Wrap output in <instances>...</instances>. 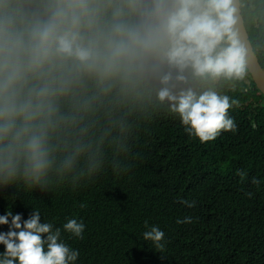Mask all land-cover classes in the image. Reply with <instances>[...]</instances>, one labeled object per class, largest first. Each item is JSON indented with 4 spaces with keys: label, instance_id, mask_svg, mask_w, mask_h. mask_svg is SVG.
I'll return each mask as SVG.
<instances>
[{
    "label": "clouds",
    "instance_id": "1",
    "mask_svg": "<svg viewBox=\"0 0 264 264\" xmlns=\"http://www.w3.org/2000/svg\"><path fill=\"white\" fill-rule=\"evenodd\" d=\"M237 12V0H0V187L43 189L50 174L72 176L81 157L91 160L83 114L114 91L155 92L201 143L235 130L228 110L239 100L194 82L245 79ZM0 225H9L0 264H73L79 256L39 211L24 221L8 212ZM63 227L83 238L77 219ZM143 238L164 247L157 226Z\"/></svg>",
    "mask_w": 264,
    "mask_h": 264
},
{
    "label": "trees",
    "instance_id": "2",
    "mask_svg": "<svg viewBox=\"0 0 264 264\" xmlns=\"http://www.w3.org/2000/svg\"><path fill=\"white\" fill-rule=\"evenodd\" d=\"M239 3L264 69V0ZM194 86L239 100L228 110L235 130L201 143L155 92L114 91L83 114L91 160L81 157L72 176L50 174L43 189L0 187V216L24 221L39 211L41 222L60 229V241L79 252L73 264H264V96L248 72L243 81ZM117 164L126 167L116 171ZM93 165L91 178L73 183ZM185 217L191 223L177 222ZM73 218L85 226L82 239L64 230ZM152 226L163 231V248L144 240ZM8 229L0 225V232Z\"/></svg>",
    "mask_w": 264,
    "mask_h": 264
},
{
    "label": "water",
    "instance_id": "3",
    "mask_svg": "<svg viewBox=\"0 0 264 264\" xmlns=\"http://www.w3.org/2000/svg\"><path fill=\"white\" fill-rule=\"evenodd\" d=\"M237 16H238V30H239V38L246 45L248 48V58H247V72L250 75L253 83L255 84L258 91L264 96V69L262 65L260 64L256 54L254 53V50L250 44V41L248 39V35L245 30L244 21L241 15L240 10V3L239 0H237Z\"/></svg>",
    "mask_w": 264,
    "mask_h": 264
}]
</instances>
